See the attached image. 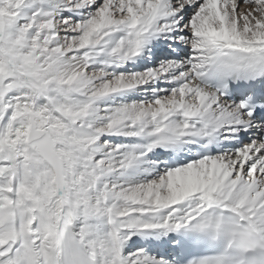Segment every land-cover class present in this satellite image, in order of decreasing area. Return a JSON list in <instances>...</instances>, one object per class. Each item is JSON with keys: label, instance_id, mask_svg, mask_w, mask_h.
I'll use <instances>...</instances> for the list:
<instances>
[{"label": "snow or ice", "instance_id": "obj_1", "mask_svg": "<svg viewBox=\"0 0 264 264\" xmlns=\"http://www.w3.org/2000/svg\"><path fill=\"white\" fill-rule=\"evenodd\" d=\"M0 264H264V0H0Z\"/></svg>", "mask_w": 264, "mask_h": 264}, {"label": "bare ground", "instance_id": "obj_2", "mask_svg": "<svg viewBox=\"0 0 264 264\" xmlns=\"http://www.w3.org/2000/svg\"><path fill=\"white\" fill-rule=\"evenodd\" d=\"M241 6H243V5H241Z\"/></svg>", "mask_w": 264, "mask_h": 264}]
</instances>
